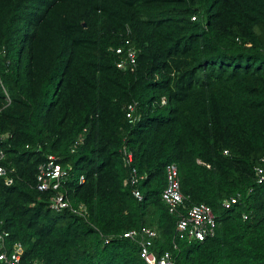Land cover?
Wrapping results in <instances>:
<instances>
[{"label": "trees", "instance_id": "obj_1", "mask_svg": "<svg viewBox=\"0 0 264 264\" xmlns=\"http://www.w3.org/2000/svg\"><path fill=\"white\" fill-rule=\"evenodd\" d=\"M118 47L133 66L117 67ZM0 147L4 251L19 243L20 264H147L123 237L141 227L177 264H264V0H0ZM122 149L144 174L141 200ZM49 154L88 215L51 209L56 191L36 188ZM168 163L186 197L174 213ZM198 203L213 236L178 238L177 215Z\"/></svg>", "mask_w": 264, "mask_h": 264}, {"label": "built area", "instance_id": "obj_2", "mask_svg": "<svg viewBox=\"0 0 264 264\" xmlns=\"http://www.w3.org/2000/svg\"><path fill=\"white\" fill-rule=\"evenodd\" d=\"M115 53L121 58L117 62V67L126 69L127 65L133 66L135 64V52L132 47L126 49L118 47ZM164 103V99L162 100ZM136 103H130L126 106L125 116L128 122L133 123L136 119ZM6 137V136H5ZM80 139L76 140L75 144ZM226 152V151H225ZM123 159L130 167L129 177L124 180L125 185L131 186L132 195L138 199H142L139 189L136 187L138 182L144 178V174H138L135 167L131 166L133 161L132 154L126 149H122ZM5 159V152L0 147V177H5V184L12 183V178L6 174V168L2 164ZM256 182H264V168L261 166L255 167ZM68 170L58 162L57 157L53 154L47 155L44 162L37 167L36 174V188L39 191L55 190L56 194L52 197L50 208L56 211L64 208H69L72 213L79 216L88 215L86 207L82 204L72 207L67 194L60 191L61 184L66 181ZM166 186L162 192V200L166 204L170 213L177 212L178 207L183 204L185 195L180 190L178 179V168L175 163H168L165 167ZM84 181V176L80 177V182ZM241 197V193H236L229 198H225L221 205L223 208H230ZM244 218L246 216L244 215ZM216 228V218L211 207L205 203H198L188 207L185 213L177 215L175 232L178 238L187 240L203 241L209 236H213ZM8 232L1 228L0 221V264H20L22 246L15 243L10 254L4 251L5 237ZM123 237L137 240L140 248L139 255L145 260L147 264H177L171 254L166 251L159 256L151 248L154 244V239L157 237L156 230L150 227H141L139 229H132L123 233ZM32 264H40L34 261Z\"/></svg>", "mask_w": 264, "mask_h": 264}]
</instances>
